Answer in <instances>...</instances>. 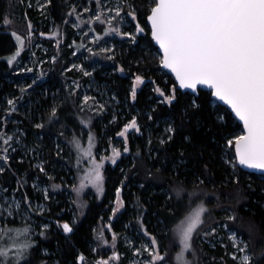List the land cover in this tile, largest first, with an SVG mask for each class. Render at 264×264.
Instances as JSON below:
<instances>
[{"label":"snow or ice","instance_id":"6c2138e0","mask_svg":"<svg viewBox=\"0 0 264 264\" xmlns=\"http://www.w3.org/2000/svg\"><path fill=\"white\" fill-rule=\"evenodd\" d=\"M52 3L53 0H44L43 4L38 3L37 6L43 10ZM95 4V15L90 16L85 23L99 22L106 24L107 27L103 28V35L96 32L95 28L90 29L91 32H96L92 37V43L99 45L104 37L115 35L126 39L130 49L133 50V46H139L138 37L145 32V28L139 22L138 13L141 8H146L145 14L147 22L150 23L151 39L159 45V49L162 51L159 65L163 69L170 70L175 76V83L171 84L168 89L161 88L158 84L154 88L155 93L161 98L159 102L173 109V113L165 121L164 134L158 138L161 150H164V156L153 157L159 163L146 167L144 182L139 186L162 190L165 202L161 205V209L166 213L165 220L167 221L169 217L178 220V223L174 221L178 251H175L173 255L170 249L162 250L157 237L143 227L144 217L141 214L137 217L138 223L141 225L143 233L150 239L141 247H134V259L131 264H198V261L189 258V254L195 257L198 251L194 243L196 235L202 231L203 238L207 239L217 233V227L203 231L205 214L209 212L206 202L201 199L202 196L207 195L200 188V185L205 183V178L198 175L190 181L185 176L183 180L176 181L174 188L168 189L158 174L168 170L172 176L179 177L181 170L186 168L187 160L184 149L179 151L171 167H169V161L173 158L166 149L177 134L194 122V118L196 124L201 123L200 114L206 110L207 100L196 95L200 85H206L211 90L210 96L223 101L230 107L235 117L243 122V130L239 134L223 138L225 143L221 159L223 164L231 170L230 176L225 178L223 183L231 180L232 183L239 185L240 176L237 174V169L240 166L264 171V0H147L143 5L136 4L134 0H116V3L110 7L106 6V0H95ZM28 6L31 7V3ZM84 11L87 12L89 9L84 8ZM67 15H75L77 20L84 22L74 4L69 6ZM4 25L12 29L11 35L18 45L16 51L6 59V63L13 66L25 48L31 44L34 35L33 25L29 20L26 35L18 34L14 21L8 18V13L4 15ZM122 26H127L130 30H124ZM57 34L55 31L52 33V35ZM40 35L43 36L45 33L41 32ZM87 51L92 55H97L91 47ZM99 52L110 53L106 58L115 59L114 44L111 47H100ZM142 58H135L134 62L139 65ZM52 60L55 61L56 57L53 56ZM72 67H79L84 76H92V72L85 69L83 65H73ZM21 70L32 71L31 68ZM113 70L124 72L125 68L123 64H120ZM43 75L42 72L41 76ZM145 80V74L134 75L128 92L132 101L137 99L138 87L143 85ZM152 83L155 84V81L153 80ZM36 84L37 81L33 80L30 84L18 86L19 95L6 98L7 106L0 110L3 113L0 115V124H2L0 126V174H4L6 170L12 171L13 175L16 174L9 163L11 159L9 150L17 151V147L23 144L27 134L20 128H16L10 133L5 131V128L9 123V117L19 113L20 102L24 99L25 94ZM65 87L68 90L65 99L79 97L80 102L75 105L78 108V114L91 112L103 115L107 110V105L95 96L84 94L80 97V83L73 81ZM90 87L91 85H89ZM181 89H191L193 93L183 104L180 103L178 95V91ZM41 95H46V91ZM114 98L113 96L112 99ZM64 105L65 101L57 103L56 95L53 94V103L38 118V121L35 119L32 121V126L38 130L36 133L38 138L40 131L45 129L46 123L51 124L59 120L60 111ZM226 117L227 112L218 118L223 120ZM148 119H153L151 113L148 114ZM115 121L114 115L113 122ZM79 124L88 127L86 147L83 142V134H73L70 141L77 153V167L79 168V165L87 158L90 162L87 169V181L97 194L103 195L105 191L104 160L109 159L113 165H116L117 160L121 157V150L113 148L110 157H101L97 160L96 153L93 151L96 135L92 131L91 116L86 119L81 118ZM129 130L141 132V126L136 117L124 124L122 130L117 133L119 137L123 138L124 153L131 151L128 146ZM60 135L63 136L64 132H61ZM183 139L187 143L192 142L191 135H184ZM147 143L150 148L151 138ZM62 151L63 149L57 145L56 155L58 157ZM38 152L39 147L35 145L24 146L25 155ZM149 155H151V148ZM200 155L202 156V153ZM23 159L24 157L21 156V163ZM35 167L47 175L42 161L38 162ZM133 167L135 168V164ZM203 168L205 171H210L207 164H204ZM127 178L125 176V179ZM49 179H54V177L49 176ZM26 183V178H21L16 180V187L11 189L0 185V264H37L33 258V250L39 247V242L34 239L37 235L34 223H29V221L32 214L38 213L43 216L46 211L51 213V209L39 204L33 206L28 193L21 191ZM209 183L214 184V181L209 180ZM121 184L123 185V181ZM188 184H191L190 189L187 187ZM36 187L37 185L33 184V188ZM54 187H59V185H54ZM84 188L83 180L79 187L73 185L77 198L80 197ZM121 190V187L116 189L115 206L111 209L113 216L125 207ZM43 193L45 200L50 199L46 188L43 189ZM185 198H187V203H185ZM194 201H199V203L195 208H192ZM137 205L140 213L148 211L147 205L142 204L139 198ZM80 206L84 207L85 205L81 203ZM182 209H184L183 213ZM181 214L183 215L182 219L180 218ZM17 216L21 221L19 225L10 226L7 224L8 218ZM235 219V213L226 217L227 221ZM53 225L67 238H70L76 230V222L60 216L42 223L38 235L47 239ZM219 226L229 229L227 223H222ZM110 227L111 225H109ZM230 238L235 251L229 255L236 260L237 264H258L257 254L249 250L248 244L242 238H238L235 231L230 230ZM96 239L104 245L109 243L103 231L97 234ZM116 239L117 234L113 232L111 255L107 258L97 259L94 264H118L120 254L115 250ZM172 244L173 247L177 246L176 241H172ZM145 253H147L146 258L140 259ZM40 254L42 257L51 258V264H61L60 260L56 258L55 252L48 248H41ZM85 259L83 252H79L76 257L77 264H84ZM38 264H49V260L40 259Z\"/></svg>","mask_w":264,"mask_h":264},{"label":"trees","instance_id":"16d2710c","mask_svg":"<svg viewBox=\"0 0 264 264\" xmlns=\"http://www.w3.org/2000/svg\"><path fill=\"white\" fill-rule=\"evenodd\" d=\"M26 1L0 0V110L7 106L6 98L19 95L18 86L21 81V76L15 75L12 66L6 63V59L16 51L18 45L11 35V30L4 25L5 13H8V18L12 19L14 24L24 26L30 20L31 23L36 27L38 26L45 33H50L51 28L54 27L58 31V35L61 36L63 33L66 35L62 56L60 57V69L52 72L49 79L38 87L39 91H36V94H31V97L27 99L28 104H31V106H27L25 109L20 108L19 113L12 114V117L19 122L20 129L26 132V142L31 146L39 147V153L44 158L46 157L44 160L46 171L56 174V182L60 183L62 187L57 200H51L48 204L51 213H44L40 218L45 219L47 222L60 216H63L64 219H72L69 210L71 204H68L64 195L69 190L65 187L64 181L67 179L68 184H70L71 176L75 175L74 158L73 154L68 152L65 143L61 148L63 153L61 152L58 157L56 155L57 145L55 140H62L60 131L64 132L65 137L73 136V129L70 125L73 118L78 117L80 120L92 115V131L97 137L96 153L103 151L109 153L108 149L112 147L109 140L116 142L117 133L133 117L138 119L141 126V134H130L128 138V146L131 151L123 153L116 165L106 164L104 166V196L100 199L93 198L87 201L84 215L77 218L74 234L67 238L53 225L47 239L38 236L39 247L33 250V258L37 264L40 259H48L49 264H51V258L42 257L40 254L41 248H48L50 251L55 252L56 258L60 260L61 264H77L76 257L79 252H83L86 258L84 264L92 262L95 258L92 244L96 240L93 229L102 218L108 219L110 217L109 214L113 203L116 201V189L118 187L122 188L121 197L125 202L120 217L112 223L113 231L122 238L119 250H126L123 239L132 233L130 230L133 229L143 233L137 220L138 215L141 214L144 217L143 227L157 237L161 249L171 250V244L175 236L174 221L178 223V220L173 217H169L167 221L165 220L166 213L161 209V205L165 202L162 190L152 187L141 188L139 186L144 182L146 167L159 163L153 157L157 155L164 156V150H161L158 138L164 134L165 121L173 113V109L159 102L161 98L155 93L154 88L158 84L161 88L168 89L171 84L175 83V80L163 72L161 65H159L160 54L151 41V33L145 14L146 8H141L138 13L139 22L145 28V32L138 37L139 46H133V50L130 49L126 39H122V41L115 40V59L103 58L102 64H96L94 68L88 66L90 65L89 62L81 61L80 64L84 66L88 64L85 69L92 72V76H84L82 71L78 69L65 73V70L73 63L74 45L72 44L74 41L78 42L80 40V38H77L75 31L66 26V22L70 5L74 4L76 8L81 9L80 7L90 0H53L52 5L48 6L49 10L45 17H40L33 8L28 10L26 4L28 2ZM134 2L143 5L147 0H134ZM91 5L93 8L96 7L95 3ZM44 44L52 46V42L44 41ZM26 55H23V59L27 58ZM108 55L110 53H107ZM141 57H143L141 63L137 65L134 59ZM92 62L91 64H93ZM120 64L124 65L125 76L121 75L119 71L113 70L118 68ZM137 73L145 74L146 80L137 93V99L132 101L128 92L133 77ZM69 77L76 81L81 79L83 84L87 86L88 91L96 98L103 99L101 93H108L107 110L103 115H97L96 117L93 114H78V108L75 105L79 104V97L65 99L68 91L65 85H67V78ZM153 80L155 84L152 83ZM89 85H91L90 88ZM45 91L46 95H41ZM82 91L79 90L80 97H82ZM53 94L56 95L57 103L63 100L65 105L61 108L59 120L51 124L46 123L45 129L40 131V139H38L37 135L34 136L38 130L34 129L32 121L34 119L38 121V118L53 103ZM178 95L181 104L192 96L188 93L183 94L180 91H178ZM113 96L114 99H112ZM199 96L201 99L207 100L206 110L200 114L201 123L196 124L194 118V122L177 134L174 141L166 149L167 153L173 158L169 161V167L178 156L179 151L184 149L187 160L186 168L181 170L179 177L172 176L168 170H164L158 175L162 177L168 189L174 188L176 181L183 180L185 176L190 181L198 175L205 178V183L200 185V188L207 193V195L201 197L209 209L205 219H208V223L215 221L214 226L218 222L228 223L226 217L235 213L236 219L233 222L229 221L228 225L242 236L248 244L249 250L257 254L259 257L258 264H264V177L249 174L238 168L239 185L232 183L231 180L223 183L225 178L231 174V170L223 164L221 159L225 143L223 138H230L231 135L239 134L242 127L226 108L213 101L209 92L200 91ZM110 104L114 105L113 108L110 107ZM225 112H227L226 119H219L218 117L225 115ZM149 113L153 116L152 120L148 119ZM2 114V111H0V115ZM114 115L116 117L115 122H113ZM87 127L86 125H79V135L86 134ZM11 128V124L6 127L7 130ZM184 135H191L192 142H185ZM149 138L152 140L151 155H149L150 148L147 143ZM123 147L124 143L122 149ZM200 153H202V156ZM21 156L20 152L10 156L9 163L16 174L13 175V172L8 170L4 174H0V185L11 189L16 187L17 179L26 178L27 183L21 191L27 192L29 197L32 198L34 197L32 188L34 179L38 177L46 180L47 178L35 167L34 159L29 156L21 163ZM133 164H135V168ZM204 164L208 165L210 171L204 170ZM125 176L128 178L125 179ZM209 180L214 181V184L209 183ZM122 181L123 185L121 184ZM187 187L190 189L191 184H188ZM138 198L142 204L147 205V212L140 213L137 205ZM185 203H187V198H185ZM197 203L199 201H194L192 208H195ZM183 211L184 209H182V213ZM182 217L181 214L180 218L182 219ZM8 225L11 226L13 223L8 222ZM170 229L173 231L170 232ZM197 247L202 257L201 264H222L223 262L233 264L228 256L224 254L222 247H218L216 250L201 242H197Z\"/></svg>","mask_w":264,"mask_h":264},{"label":"rangeland","instance_id":"374dc122","mask_svg":"<svg viewBox=\"0 0 264 264\" xmlns=\"http://www.w3.org/2000/svg\"><path fill=\"white\" fill-rule=\"evenodd\" d=\"M26 3L27 4V9L30 10L31 8H33V10H35V12L40 16V17H45L49 8L48 6L45 9H41L40 7H38V3L43 4L44 0H27ZM31 3V7L28 6V4ZM95 3V0H90L89 2H87L86 4H84L83 6H81L79 8H77V11L81 14L82 16V20L84 22H82L81 20H77L75 15L72 16H68V20L66 22V26H69L70 28H72L75 31V34L77 36V38H80V40L78 42L74 41L72 45H74V52H73V63L70 65V67L65 70L66 72H69L71 70H76L78 69L79 71H81L79 69V67L77 68H73V65H83L80 64L81 61H85V62H89L90 65L88 66H92V68H94L96 66V64H102L101 61L103 60V58L105 59L107 56V53H100L99 52V48L100 47H111L115 40H119L122 41V38H120L119 36H106L104 37L99 45L92 43V37L96 34V32L101 33V35H103V28L107 27L106 24H100L99 22H92V23H85L88 21V18L90 16L95 15V8L92 7L91 4ZM116 3V0H106V6H112ZM84 8H88L89 11L85 12ZM16 25V30L18 32V34L21 35H26L27 32V25L21 26L18 24ZM33 25V39L31 40V44L29 47H26L25 50L21 53V56L17 59V61L15 62V64L12 66L15 75H19L21 76V81H20V85L19 86H23L25 84H30L32 83L33 80L37 81V84L34 86L33 89H30L28 91L27 94H25L24 99L20 102V108L25 109L27 106H31V104H28V98L31 97V94H36V91L38 90V87L43 85L47 79H49V77L51 76L52 72H55L57 70L60 69V57L62 56V52H63V46L65 44L66 41V35L63 33L61 36L60 35H52V33L55 31L58 33V31L52 27L50 33H45L44 31H42L38 26L36 27V25ZM78 25V26H75ZM124 28V30H128L129 28L127 26H122ZM95 28L96 32H91L90 29ZM9 30H12L9 26H8ZM43 32L45 33V35L41 36L40 33ZM125 40V39H124ZM44 41H48V42H52V46H48L44 44ZM81 45H83V47H81ZM115 45V44H114ZM91 47L93 48V50L97 53V55H92L91 53H89L87 51V49ZM34 53V55H33ZM27 54V58L23 59V55ZM55 56L56 60L53 61L52 57ZM93 62H92V61ZM91 62L93 64H91ZM87 65H83L84 68H86ZM27 68H31L32 71H22L21 69H27ZM88 70V69H87ZM89 71V70H88ZM44 73L43 76H41V73ZM121 75L125 76V71L124 72H119ZM28 78V79H27ZM67 84H71L73 81L76 80H72L71 77L67 78ZM78 83L81 84V91L83 89V94H88L93 96L90 91H88L87 86L83 84V81L81 79H79L78 81H76ZM143 87V85H140L138 87L137 93L141 90V88ZM106 93V94H105ZM101 93L103 96L102 98H97L98 100L104 102L107 105V99H108V93ZM106 97V98H105ZM109 100V99H108ZM109 104V103H108ZM113 104H110V107L113 108ZM87 114H93V116L97 115L95 113H87ZM92 118V122H93V117L92 115H89ZM74 119V118H73ZM72 119V120H73ZM71 120V121H72ZM70 121V125L72 126V133L79 135V118L75 117V119L73 120V122ZM12 125V128L7 130L5 128V131L7 132H11L16 128H20L19 127V122L14 119L12 116L9 117V123ZM7 124V125H8ZM77 131V132H76ZM63 132V131H62ZM87 132V130H86ZM61 133V131H60ZM130 134H141V132L137 133L135 130H129V134H128V138L130 136ZM36 134H34L35 136ZM61 136V135H60ZM84 136V145L85 147L87 146V133L83 135ZM27 137V135H26ZM26 137L24 138L23 144H21L19 147H17V151L12 152L11 149L9 150V154L10 156L18 154L19 152L22 154V156H24L25 159H28V157L30 156L32 159H34L35 161V165L38 162H43L44 165L46 166L45 163V158L44 156L41 155V153H29L27 155L24 154V146L27 145L28 147H32L31 145H29L26 142ZM38 138V137H37ZM40 139V138H38ZM72 139L71 137H65V135L62 136V140L60 139V141L55 140L56 145H59L60 148H62L63 144H67V148H68V152L70 154H73V158H74V171H75V175L71 176V183L68 184L67 179L64 181L65 182V187L69 190L68 192H66L64 195L67 198V202L69 205V210H70V214L72 217V220L74 222H76L77 224V218L78 217H82L84 215V212L87 208V201L91 200L93 198H102L104 196L103 195H99L96 193L95 189L88 183L87 181V169L89 167L90 162L87 160V158H85L83 160V162L79 165V168L77 167L76 164V158H77V153L76 150L73 148L72 144L70 143ZM116 142L109 140V142L111 143L112 147L110 149H108L109 153H107V151H103V152H99L96 153L95 148L97 145V137H96V141H95V148L93 149L94 153H96V159L98 157L97 160H99L101 157H110L112 154L111 149L113 148H117L121 150V155L124 153L123 149H122V145H123V138L117 136L116 137ZM57 150V147H56ZM63 153V152H62ZM67 160V159H66ZM118 161V160H117ZM106 164H112L111 161L109 159H105L104 160V166ZM113 165V164H112ZM64 166V165H63ZM45 175V173H42ZM46 176V180L42 179V178H38L36 177L33 181V184H36L37 187L33 188V194L34 197L30 198L33 206L39 204L42 206H45L46 208H49L48 204L51 200L55 201L58 198V193L60 192V190H62L61 184L56 182V174L52 173H48ZM49 176L54 177V179H49ZM81 180H83L84 184H85V188L82 192V194L80 195L79 198H77L76 192L73 189V185H75L76 187H79ZM54 185H59V187H54ZM105 185V184H104ZM47 189L50 199L45 200L44 199V193H43V189ZM105 192V191H104ZM17 196L19 197V194H17ZM81 203H83L85 206L81 207ZM115 206V202L113 203V207ZM112 207V208H113ZM124 208H122L118 213H116L115 216H113L112 211L110 212V217L108 219H104L102 218L101 221L99 222V224L93 229L95 231H93L94 237L96 239V236L99 232L103 231L105 238L108 239L109 243L107 245L102 244L101 241L99 240H95V243L92 244V249H96V251H93V255L95 256V258L92 260V262L86 263V264H94V262L101 258H107L108 256L111 255L112 251H113V247H112V233L114 232L112 229V223L114 222V220L118 219L121 215V213L123 212ZM47 213V211L45 212ZM207 215V214H205ZM41 215H39L38 213H34L31 216V220L29 221V223H34L35 226V230L37 235L34 237V239L37 240L38 238V233L41 230L40 225L44 222H47L45 219H41L40 218ZM183 218V217H182ZM208 220V219H207ZM205 219V221H207ZM8 222H12L13 225H19L20 224V217H10L7 220V224ZM233 222V221H230ZM177 223V222H175ZM174 223V225H175ZM227 223V222H225ZM222 224V222H218V224L213 226V223H208V221L203 225V231H208L210 230L211 227H217V233L213 236H210L207 239L203 238V232L201 231L200 233H198L195 237V247L198 250L197 247V242H201V243H206L207 245H209L211 248H214L217 250L218 247H222V250L224 251V254L228 256V258L233 262V264H237L236 260L232 259V257L229 255L230 253H232L233 251H235V248L233 246V241L230 238V230L231 231H235L238 238H242V236H240L238 234V232L235 229H231L229 226V229H225L223 227H220L219 225ZM229 224V221L228 223ZM109 225H111V227L109 228ZM132 233H130L126 238L123 239L124 241V247H125V251L124 249L121 251L119 250V244L122 238H120L119 234H117V239L115 241V250L120 254V259L118 261V264H131V262L134 259V255H133V249L134 247H141L143 244L147 243L148 240L150 239L148 236H146L144 233L140 232V231H136V230H130ZM243 239V238H242ZM244 240V239H243ZM174 241H176V245L175 247H173V244H171V252L175 253V251H178V241L176 240V237L174 236ZM245 241V240H244ZM130 242V243H129ZM246 242V241H245ZM160 243V242H159ZM161 246V244H160ZM162 248V247H161ZM174 255V254H173ZM147 256V253L144 254V256H141L140 259H145ZM189 258L193 259L194 261H198V264H201V254L199 252V250L197 251V254L195 257L191 256L189 254ZM222 264H225V262H223Z\"/></svg>","mask_w":264,"mask_h":264},{"label":"water","instance_id":"95a60500","mask_svg":"<svg viewBox=\"0 0 264 264\" xmlns=\"http://www.w3.org/2000/svg\"><path fill=\"white\" fill-rule=\"evenodd\" d=\"M147 24H148V27L150 29V23L147 22ZM151 41L154 44V46L158 49L159 54L162 55V51L159 49V45L154 40L151 39ZM161 69H162L163 72L167 73L169 76H171L175 80V76H174L173 73L170 72V70L163 69L162 66H161ZM179 91L182 92L183 94H187L188 93V94L193 95L191 89H181ZM200 91H205V92H209V93L211 92V90L206 85H200V86H198L196 95L199 96V92ZM212 99H213V101H215L220 106L226 108L232 114V116L234 117V119L238 122V124L242 127V130H243V122L242 121H239V119L237 117H235V114L231 112L230 107L228 105H226L223 101H219L216 97H212ZM239 168L241 170H243L244 172H247L249 174H255V175L264 177V171H262V170H259V169H251V168H247L245 166H240Z\"/></svg>","mask_w":264,"mask_h":264}]
</instances>
